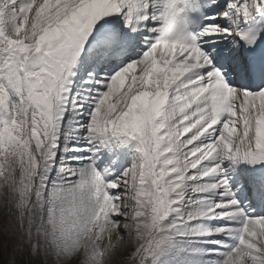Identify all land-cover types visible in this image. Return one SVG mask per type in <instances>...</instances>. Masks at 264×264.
Masks as SVG:
<instances>
[{"label":"snow or ice","instance_id":"6c2138e0","mask_svg":"<svg viewBox=\"0 0 264 264\" xmlns=\"http://www.w3.org/2000/svg\"><path fill=\"white\" fill-rule=\"evenodd\" d=\"M0 264H264V0H0Z\"/></svg>","mask_w":264,"mask_h":264}]
</instances>
